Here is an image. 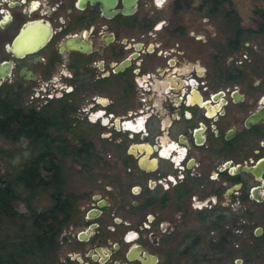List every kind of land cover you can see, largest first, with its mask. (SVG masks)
Returning <instances> with one entry per match:
<instances>
[{"label": "flooded vegetation", "instance_id": "1", "mask_svg": "<svg viewBox=\"0 0 264 264\" xmlns=\"http://www.w3.org/2000/svg\"><path fill=\"white\" fill-rule=\"evenodd\" d=\"M182 1L0 0V102L101 184L53 264H264V18L204 0L214 41Z\"/></svg>", "mask_w": 264, "mask_h": 264}, {"label": "trees", "instance_id": "2", "mask_svg": "<svg viewBox=\"0 0 264 264\" xmlns=\"http://www.w3.org/2000/svg\"><path fill=\"white\" fill-rule=\"evenodd\" d=\"M257 10L264 18V10ZM50 116L43 110L38 124L32 113L0 102V136L29 148L12 172H0V264H53L59 235L76 215V193L64 184L69 168L56 155L75 156L82 147L54 142L59 136L48 129Z\"/></svg>", "mask_w": 264, "mask_h": 264}, {"label": "rangeland", "instance_id": "3", "mask_svg": "<svg viewBox=\"0 0 264 264\" xmlns=\"http://www.w3.org/2000/svg\"><path fill=\"white\" fill-rule=\"evenodd\" d=\"M167 3V10H170V0ZM204 0H183L182 7H180L178 14L181 15V19L184 21V24L191 27V28H199L202 32L215 31L216 34L214 36V41L223 42L224 41V28L225 22H222V18L220 15L216 17H212L209 19H205L203 16L204 10ZM200 4V7L198 5ZM264 10V0H225L220 3L218 6V10H228L231 12V15L237 16L239 20V24L243 26H250L255 27L261 21L260 17L258 16V10ZM204 26H207L209 29H205ZM253 42H264V37H256L252 39ZM264 52V48H263ZM25 141L19 140V142H12L9 139H5L0 136V172L7 170L8 172H12V169L15 167L18 161H21L25 155H28L29 148L24 147ZM6 151L10 152V156L7 155ZM90 163V162H87ZM82 164V160L71 161L69 159L65 160L63 166H69L67 169V174L65 177V187L67 189L73 190L76 193V196L79 197L84 195V189L90 190H101L100 185L96 181V176L85 178L84 171L80 165ZM120 163L115 164L111 167L112 170L120 169ZM93 169V168H92ZM98 177V176H97ZM43 195L39 197L40 200L43 199ZM76 202H80L77 200ZM82 202V201H81ZM21 207V205H18ZM74 220V218L72 219ZM71 224V223H69ZM60 238V236H59ZM56 253L62 254L63 250L65 249L64 245H60L58 247ZM186 261V259H185ZM202 264H205L203 262Z\"/></svg>", "mask_w": 264, "mask_h": 264}, {"label": "snow or ice", "instance_id": "4", "mask_svg": "<svg viewBox=\"0 0 264 264\" xmlns=\"http://www.w3.org/2000/svg\"><path fill=\"white\" fill-rule=\"evenodd\" d=\"M158 2H162V0H158Z\"/></svg>", "mask_w": 264, "mask_h": 264}]
</instances>
